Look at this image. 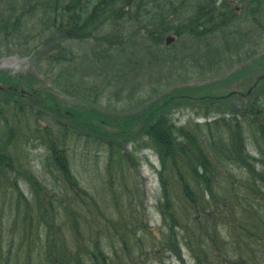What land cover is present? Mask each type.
<instances>
[{"label": "trees", "instance_id": "obj_1", "mask_svg": "<svg viewBox=\"0 0 264 264\" xmlns=\"http://www.w3.org/2000/svg\"><path fill=\"white\" fill-rule=\"evenodd\" d=\"M263 15L264 0H0V61L36 54L54 88L33 89L0 70V264H151L161 251L183 262L184 248L194 264H264V69L236 93L247 98L240 107L233 93L196 87L111 117L95 108L98 86L79 81L93 64L76 51L91 43V57L106 64L141 53L162 65L180 47L207 48L210 60L233 49L250 57L246 28L262 27ZM252 65L263 68L264 56ZM178 107L204 108L206 121L177 126ZM21 118L35 123V137L42 133L57 190L19 159V141L31 132ZM69 133H95L110 167L127 162L130 174L138 159L127 146L153 151L160 229L141 202L131 205L130 223L120 209L117 220L106 216L73 170Z\"/></svg>", "mask_w": 264, "mask_h": 264}, {"label": "rangeland", "instance_id": "obj_2", "mask_svg": "<svg viewBox=\"0 0 264 264\" xmlns=\"http://www.w3.org/2000/svg\"><path fill=\"white\" fill-rule=\"evenodd\" d=\"M262 23L263 26L256 31H253L256 28L254 25L246 28L253 32L250 43L243 49H250V57H246V52L238 55V51L233 49L229 58L227 54L221 53L222 55L210 60L207 48L189 47L180 52V47V50L174 51L162 65L154 64L150 57L141 53L136 57L120 56L115 62L106 64L100 61L98 63L91 57L93 44L76 46L78 55L83 59L87 57L93 64L87 67L86 73L79 81L84 82L88 88L98 86L100 100L95 108L111 117L136 113L141 109L142 99L149 103L163 94L196 87L203 88L209 94L233 93L232 105L235 108L240 107L247 98L239 97L236 93L247 91L262 73L261 69H264L252 65L255 59L264 56V15ZM42 51L41 49L40 52ZM40 58L36 54L5 57L0 61V70L21 78L24 85L33 89L54 90L53 79L47 76L46 64ZM22 94L29 98L25 89ZM59 97L71 104L78 103L76 98L62 93ZM227 106H231V101ZM204 110L201 107H178L173 111V121L177 126L202 125L206 121L200 115ZM21 124L27 130L30 128L31 132L30 136L19 141V159L23 164H28L49 189L57 190L60 185L48 166V149L45 143L40 141L42 133L35 137L36 125L33 121L28 123L26 119L21 118ZM82 136L78 138L69 133L67 139L72 167L82 185L102 204L106 216L110 215L117 220V215L122 212L130 223V215L133 212L131 205L141 202L147 209L146 218L150 227L155 231L160 229L162 219L157 209V200L161 193L158 175L160 163L153 151H133V146L128 145V151L138 159L135 170L130 174L127 162L117 164L116 167L112 163L110 167L109 151L106 145L96 138L99 136L95 133ZM112 171L115 173L110 177ZM134 176L137 177L135 182ZM135 186H138L137 190ZM92 219L96 221L95 218ZM146 246L148 244L144 241V248ZM139 248L140 245H136L133 250L136 255L139 254ZM183 253L184 261L181 262L174 255L161 251L151 264H194L185 248Z\"/></svg>", "mask_w": 264, "mask_h": 264}]
</instances>
